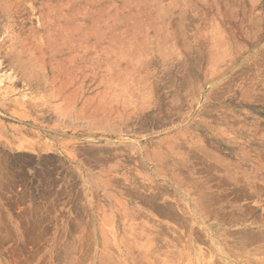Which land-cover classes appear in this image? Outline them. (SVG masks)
<instances>
[{
    "label": "rangeland",
    "instance_id": "374dc122",
    "mask_svg": "<svg viewBox=\"0 0 264 264\" xmlns=\"http://www.w3.org/2000/svg\"><path fill=\"white\" fill-rule=\"evenodd\" d=\"M0 264H264V0H0Z\"/></svg>",
    "mask_w": 264,
    "mask_h": 264
},
{
    "label": "bare ground",
    "instance_id": "6f19581e",
    "mask_svg": "<svg viewBox=\"0 0 264 264\" xmlns=\"http://www.w3.org/2000/svg\"><path fill=\"white\" fill-rule=\"evenodd\" d=\"M18 58V57H17ZM35 110V109H34ZM72 111V110H71ZM92 152V151H91ZM93 153H94V156L93 157H96L97 156V152H96V154H95V152H92V155H93ZM99 153V152H98ZM91 154V153H90ZM100 154V153H99ZM84 155V154H83ZM96 155V156H95ZM89 156V155H88ZM102 155H100L99 157H101ZM91 157V156H90ZM103 157V156H102ZM104 158V157H103ZM87 159V158H86ZM91 159V158H90ZM99 159V158H98ZM97 159V160H98ZM95 161V160H94ZM109 161V160H108ZM103 162V161H102ZM50 163V162H49ZM10 164V163H9ZM98 164V163H97ZM136 178V177H135ZM245 185V184H244ZM137 186V185H136ZM11 187V186H10ZM12 188V187H11ZM241 188V187H240ZM155 194V193H154ZM141 195V194H140ZM156 195V194H155ZM233 202V201H232ZM203 206V205H202ZM173 210H175V209H173ZM172 210V211H173ZM156 211V210H155ZM159 211V210H158ZM162 213V212H161ZM171 214V213H170ZM239 233V232H238ZM242 240V239H241ZM261 240V239H260ZM249 244V243H248Z\"/></svg>",
    "mask_w": 264,
    "mask_h": 264
},
{
    "label": "crops",
    "instance_id": "0c3cea01",
    "mask_svg": "<svg viewBox=\"0 0 264 264\" xmlns=\"http://www.w3.org/2000/svg\"><path fill=\"white\" fill-rule=\"evenodd\" d=\"M135 40H136V39L134 38V43H135Z\"/></svg>",
    "mask_w": 264,
    "mask_h": 264
}]
</instances>
